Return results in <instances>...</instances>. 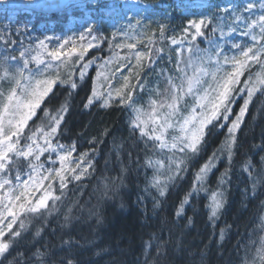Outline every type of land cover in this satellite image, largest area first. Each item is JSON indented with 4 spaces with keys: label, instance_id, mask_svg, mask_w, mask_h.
Listing matches in <instances>:
<instances>
[{
    "label": "snow or ice",
    "instance_id": "obj_1",
    "mask_svg": "<svg viewBox=\"0 0 264 264\" xmlns=\"http://www.w3.org/2000/svg\"><path fill=\"white\" fill-rule=\"evenodd\" d=\"M60 7L70 14L82 13L86 17L99 16L104 19H115L124 9L118 0H65ZM203 7L200 4L186 5V8ZM213 8L218 11L213 12ZM219 9L218 4H209L199 18L187 21V27L182 29V39L170 38L172 44H188V55L175 61V74L169 73L166 68L154 67L163 61L160 56L161 48L142 52L135 50L136 45L129 42L114 45L116 49L126 48V55L114 51L103 63L97 64V57L85 62L89 50L98 47L93 43L97 40V34L92 26L79 34V41L82 43L77 44L76 40L69 37L71 47L65 44L49 49L41 40L37 45L40 51L35 55H31V50L22 51L19 59L12 57L7 65L0 64V257L3 258L0 259V264H5V261L7 264H22L31 248L18 252L13 260H9L7 256L10 248L21 242L32 247L40 243L36 238H42V232L50 224L48 217L59 212L64 200L68 198L69 184L81 181L95 170L94 157L89 156V151L80 152L74 157L78 144L61 143L62 124L69 111L67 98L59 108L45 106L55 95L57 85H67L69 97L79 87L78 81L73 79L77 64L80 65L79 81H84L88 76L90 66H97L92 78L91 94L83 104L84 109L100 100L103 101L101 108H107L118 100L120 105L132 109L129 128L133 133L138 131L140 138H147L144 163L138 166L153 170L150 187L156 189L159 197H164L169 184L182 178L183 173L188 171V161L203 151L206 135L215 129L227 128L220 148L214 150L208 160L195 171L191 189L184 195L175 213L177 217H183L190 196L210 192L205 207L208 209V221L215 228L227 202L225 186L230 182V168L236 154L235 148L239 146L237 132L241 129L254 95L258 92L264 95V0H250L246 3L243 6L246 16L239 14L235 8H225L222 14ZM128 27L134 26L129 24ZM225 28L228 29L227 32ZM165 31L166 27L161 25L162 38ZM217 32L219 43L214 39ZM237 33L239 37L250 39L251 43L239 42ZM116 34L113 33L114 36ZM89 36L90 40L87 39ZM204 40L210 47L200 46ZM226 44L230 46L225 48ZM112 47L113 42L109 41V48ZM5 60L8 58L5 57ZM114 64L113 70L110 65ZM253 65H258L260 71L255 73V78L249 74V79L243 81L244 87L238 88L242 83L241 77ZM150 66L160 77L157 84L163 81L165 86L162 91L158 87L149 90L147 108L136 107L134 90L146 89L148 80L141 77V72ZM69 67L72 71L65 78L64 70ZM125 68L128 74L117 77V73ZM132 78L136 83L131 82ZM142 79L144 82H140ZM114 80H122L123 83L114 87ZM243 93H246L242 97L243 104L233 119L236 97ZM152 94L155 99L151 98ZM107 132L105 129L104 134ZM261 136L264 138V130ZM94 139L88 143L92 144ZM148 142H151L150 146ZM116 148L119 160V146ZM253 148L264 153V143L254 144ZM157 153L159 155L153 159ZM224 155L227 156L229 166L220 173L215 189L210 190L207 183L209 173L215 168L216 161ZM260 161L264 162V154L260 156ZM252 167V160L244 162L243 171L249 173L251 191L255 194L258 186L264 183V166L255 173ZM120 171L121 174L126 171L123 165ZM116 179L114 177L113 181ZM119 179L123 184L122 175ZM109 190L110 186L104 184L105 197ZM153 201V209L159 208L160 200L153 197ZM260 203L264 205V201ZM77 204V200L72 201L73 206ZM244 207L246 205H242V209ZM72 211L73 207L69 206L63 217L64 223L60 225L61 229L67 228L71 223ZM260 219L264 220V216ZM33 221L41 223L29 240L26 234L30 232L29 226ZM192 223V217H189L187 226ZM50 235H56V230L52 229ZM225 236L226 228H221L219 239L223 241ZM59 239L61 245L69 249L78 243L71 236L66 240L62 237ZM158 239L160 237L153 233L152 240ZM259 241L260 248L257 252L264 262V236ZM148 246L149 242H145L146 256ZM63 250L61 247L60 251ZM28 262L74 264L72 259L59 255L49 247L47 242L32 252Z\"/></svg>",
    "mask_w": 264,
    "mask_h": 264
},
{
    "label": "trees",
    "instance_id": "obj_2",
    "mask_svg": "<svg viewBox=\"0 0 264 264\" xmlns=\"http://www.w3.org/2000/svg\"><path fill=\"white\" fill-rule=\"evenodd\" d=\"M196 1L198 0H142L137 9L145 8L154 13L169 14L176 19L181 15V9L188 5L185 2ZM200 2L204 4L203 10L209 4L221 6L230 3L228 0ZM72 17H81L83 20L86 18L82 13L70 14L67 10L56 14H42L28 9H0V20L7 25L6 32L14 35L16 41H26L27 36L32 33L41 36L49 31L50 26L55 32H62ZM88 20L95 22L96 31L102 37L100 47L92 49L89 56L93 53L107 56V21L99 16H91L83 24ZM0 42L7 50H11L7 37L0 35ZM94 75L93 69L89 70L84 81H79L75 75L73 79L78 81L79 87L70 97L67 85H57L55 95L45 106L59 108L67 98L69 111L62 124L61 143L76 142V154L89 151V156L94 157L95 170L85 179L69 184L68 198L64 200L59 212L48 217L50 224L42 232V238H36L40 243L32 247L21 242L10 248L7 259L13 260L18 252L31 248L22 262L29 264L28 257H31L32 252L47 242L49 247L59 255L72 259L74 264H201L202 261L203 264H252V258L256 256L260 245L259 238L264 233V222L260 219L264 208L260 203L264 201V183L253 194L249 173L244 172L243 167L246 160L253 161L254 173L264 166V162L260 161V156L264 153L253 148L254 144L264 143L261 136L264 130V95L259 92L254 95L241 129L237 132L239 146L235 148L230 182L225 186L227 202L213 228L205 207L210 192L190 196L183 217H177L175 213L184 195L191 189L195 171L220 147L227 128L215 129L206 135L203 151L188 161V171L183 173L182 178L169 184L164 197H159L156 189L150 187L151 169L138 166L144 163L147 138H140L138 131L133 133L129 128L132 109L120 105L119 101L107 108L100 107L101 101L94 102L88 109L83 108L91 94ZM105 129L108 130L107 134H104ZM93 138L94 142L89 144L88 141ZM148 143L150 146L151 142ZM116 146H119V160ZM121 165L126 169L123 174L120 171ZM228 166V159L222 158L209 173L207 183L210 190L215 189L217 178ZM121 175L123 184L119 179ZM114 177L117 178L115 181ZM106 183L110 186L107 197L104 196ZM153 197L160 200L159 208L153 209ZM73 200H77L78 204L73 206ZM242 205L246 207L242 209ZM69 206L73 207L71 223L67 228L61 229L60 225L64 223L63 217ZM189 217H192L193 223L187 226ZM40 223L33 221L29 226L30 232L26 234L27 239H32V233ZM221 228H226L223 241L219 239ZM52 229L56 230V235H50ZM153 233L160 239L153 241ZM69 236L73 241H78L71 249L62 246L59 239L62 237L66 240ZM145 242H149L147 256L144 254ZM61 247L63 251H60ZM258 261L259 264H264L257 258L254 263L258 264Z\"/></svg>",
    "mask_w": 264,
    "mask_h": 264
},
{
    "label": "rangeland",
    "instance_id": "obj_3",
    "mask_svg": "<svg viewBox=\"0 0 264 264\" xmlns=\"http://www.w3.org/2000/svg\"><path fill=\"white\" fill-rule=\"evenodd\" d=\"M141 1L142 0H124L123 2H119L120 5L124 7L120 16H118L115 19H105L109 27V33L105 35V38H107V47L109 48V41L113 42V47L109 48V54L107 56H103L101 53H97V54L93 53L91 54V56H89V53H87L85 62H87V60L92 59L93 57H97V64L103 63L105 60L109 59L112 56L114 51L118 52L120 55H126L128 53V50L126 48L116 49L114 45L116 43L129 42V43H133L136 45L135 50H139L142 52H146L149 49H152L153 51H155L156 48H161L162 51L160 53V56L163 57V61L161 63H158L154 67L155 68H160V67L166 68L169 73L175 74V61L177 59H183L184 57L188 55L187 53L188 44L187 42L183 44H172L170 38L175 37L177 40L182 39L184 35L182 29L184 27H187V21L189 19L199 18L200 15L204 13L206 10H203L202 8H195V10L192 8H183L181 9V15L175 19V18H171L169 14L154 13L152 12V10L147 11L145 8L138 10L137 5H139ZM228 1H230V3L222 4L220 6L219 10L221 11V14H222V10L225 8L229 10H232L235 8L237 9L239 14L244 15V16L247 15V13L243 12V6H245L246 3L250 2V0H228ZM185 3H187L188 5L189 4L204 5L200 1H196L194 3L192 2H185ZM212 11L216 12L218 10L213 8ZM89 18L90 17H86L84 20H87ZM84 20L81 17H77V18L72 17L65 24L64 31L55 32L52 26H50L51 29L49 28V31H46L43 35L40 36L36 33H32L31 36H27L26 41H22V40L16 41L14 38V35H11L8 32H6L7 25L0 20V31H3V32H0V35L2 37L4 36L8 38V40L10 41V47H11V50L9 51L5 48V45L1 44L0 42V64L7 65L11 61L12 57H16L17 59H19L20 53L22 51L31 50V55H35L37 51H40L37 45L39 41L41 40L44 41V43L49 47V49L56 48V47H59L65 44H68V47H71L72 42L68 39L69 37H72L74 40H76L77 44L82 43L81 41H79V34L83 31H86V29L89 26L94 27L93 31L95 34H97V40L93 41V43L98 45V47H94L92 49L99 48L102 43V37L96 31L95 22L88 20L86 21L85 24H83ZM138 21L139 23H137ZM129 24L133 25L134 27L129 28L128 27ZM161 25L166 27V31L164 33L163 38L160 35ZM241 27H243V25H241ZM224 30L225 32H227L228 29L225 28ZM114 32L117 33L115 36L113 35ZM3 33L4 34L6 33V35H4ZM88 34L91 35V33H88ZM237 37H238L239 42L251 43L250 39L246 40L243 37H239L238 33H237ZM87 39L90 40L91 37L89 36L87 37ZM214 39H216L217 42L219 43V32L216 33ZM225 39L230 40L231 38L225 37ZM200 46L202 48L210 47V45L208 44L206 40H204V42L201 43ZM229 46L230 45L228 44L224 45L225 48H228ZM92 49H90L89 52H91ZM5 57H7L8 60H5ZM75 67L77 71L73 72V77L75 75L78 76V69L80 65L77 64ZM110 67H113V70H114L115 64L110 65ZM90 69H93L96 72L97 70L96 64L90 66L89 70ZM71 71H72L71 67H69L67 70H64L65 78H67L68 73ZM258 71H260L259 66L253 65L251 69L246 71V73L241 77L242 83L238 85L237 87L238 88L244 87L243 81L249 79V74H251L252 77L255 78V73ZM122 74L123 75L128 74L127 68L122 69L121 72L117 73V77L121 76ZM141 77L147 78L148 84L146 86V89L144 90H141L139 88L134 90V96L136 97L135 106L147 108L149 99H150L149 90L158 87L162 91L165 85L163 81L157 84V81L160 80V77L156 74L154 68L151 66L149 68H145L144 71L141 72ZM131 82L136 83L134 78H132ZM140 82H144L143 79ZM122 83H123L122 80H114L113 86L119 87L120 84ZM5 87H7L6 84H5ZM243 96H246V93H243L240 96L236 97L237 102L233 105V113H232L233 119L235 118V114L239 111V107L243 104V98H242ZM151 98L155 99L156 97L154 94H152ZM188 100L190 101V98H188ZM100 101L103 103L102 100ZM228 123H230V121ZM78 155L79 154L73 153L74 157ZM158 155L159 153L154 155L153 159L157 158ZM222 158L227 159V156L226 155L221 156V158L216 161V165ZM150 173H151L150 174V179H151L153 175L152 169ZM86 177L82 179H85ZM150 179H149V183H150ZM262 216H264V208L262 211ZM263 236H264V233H263ZM258 248H260V245ZM256 258L260 260V254L258 252L256 256L255 255L253 256L252 264H255L254 262ZM258 264H259V261H258Z\"/></svg>",
    "mask_w": 264,
    "mask_h": 264
},
{
    "label": "water",
    "instance_id": "obj_4",
    "mask_svg": "<svg viewBox=\"0 0 264 264\" xmlns=\"http://www.w3.org/2000/svg\"><path fill=\"white\" fill-rule=\"evenodd\" d=\"M64 2L65 0H0V9H28L42 14H56L65 10L60 7Z\"/></svg>",
    "mask_w": 264,
    "mask_h": 264
}]
</instances>
